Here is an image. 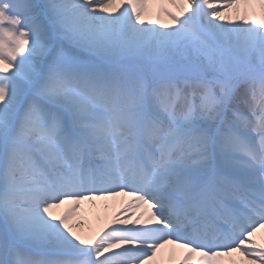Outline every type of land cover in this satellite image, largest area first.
Listing matches in <instances>:
<instances>
[{"label":"snow or ice","instance_id":"snow-or-ice-1","mask_svg":"<svg viewBox=\"0 0 264 264\" xmlns=\"http://www.w3.org/2000/svg\"><path fill=\"white\" fill-rule=\"evenodd\" d=\"M0 264H264V0H0Z\"/></svg>","mask_w":264,"mask_h":264},{"label":"bare ground","instance_id":"bare-ground-1","mask_svg":"<svg viewBox=\"0 0 264 264\" xmlns=\"http://www.w3.org/2000/svg\"><path fill=\"white\" fill-rule=\"evenodd\" d=\"M166 20L167 18L164 17ZM127 198L123 197H117L114 201H97L95 205H93L92 202L85 201L83 203V214L87 217V219L91 222L93 227L98 226L99 223L103 222V219L105 218V214L110 215L111 213L115 212L119 207L123 200ZM105 204H108L109 206L107 208L104 207ZM97 214L101 217V219H97ZM81 230V229H78ZM84 231L87 230L85 227L82 229Z\"/></svg>","mask_w":264,"mask_h":264}]
</instances>
